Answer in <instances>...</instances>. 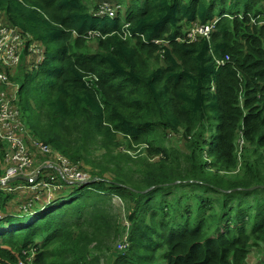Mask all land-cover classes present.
I'll use <instances>...</instances> for the list:
<instances>
[{"label":"trees","instance_id":"1","mask_svg":"<svg viewBox=\"0 0 264 264\" xmlns=\"http://www.w3.org/2000/svg\"><path fill=\"white\" fill-rule=\"evenodd\" d=\"M123 2L108 18L101 0H0L44 49L11 78L33 167L30 138L90 175L49 202L0 188V264H249L264 252V0ZM208 21L209 40L181 39Z\"/></svg>","mask_w":264,"mask_h":264},{"label":"built area","instance_id":"2","mask_svg":"<svg viewBox=\"0 0 264 264\" xmlns=\"http://www.w3.org/2000/svg\"><path fill=\"white\" fill-rule=\"evenodd\" d=\"M118 7L117 4L102 1L98 6L97 14L113 17ZM252 21L254 22V20ZM259 24L264 25V15ZM214 28L215 21L196 24L187 31L185 38L189 41L201 37L209 40ZM88 34L90 37L98 35L94 31H90ZM154 43L164 44V42L158 40H154ZM24 52L32 56L36 63H40L44 59L43 47L39 43L31 41L28 33L21 32L18 28L5 25L0 21V141L3 148L2 159L6 163V169L0 177V184L5 186L16 176H26L29 178L28 185H19L15 188L8 187L7 190L27 189L37 193V191L40 192L43 189L46 190L47 199L50 200L53 198L54 191L62 188V185L86 183L89 181L90 175L88 172L80 170L77 164H73L75 162L53 150L49 145L41 144L30 138V145L33 150L45 156L39 166L33 167L34 157L27 147L24 137L26 128L20 119L19 84L11 80L17 66L24 57ZM162 52L160 51V53ZM228 59L229 57L226 55L224 58L216 59V63L217 65H223ZM238 143L241 146L243 140L240 139ZM43 166L53 169L55 172L43 171L41 173V167ZM39 176L42 179H39ZM58 176L59 179L57 180ZM38 197L39 195L36 194V198ZM28 204H31V202ZM123 247H125L124 243L117 245L119 249ZM19 264H33V261L28 258L20 260Z\"/></svg>","mask_w":264,"mask_h":264},{"label":"rangeland","instance_id":"3","mask_svg":"<svg viewBox=\"0 0 264 264\" xmlns=\"http://www.w3.org/2000/svg\"><path fill=\"white\" fill-rule=\"evenodd\" d=\"M120 1V3L124 6V2L123 1H128V0H119ZM115 2H117V3H119L118 1H115ZM119 3V4H120ZM0 15H1V13H0ZM18 119H19V117H18ZM20 119L22 120V117H21V114H20ZM22 123L24 124V122H23V120H22ZM171 141L173 142V144H171L172 146H179V144H181V141L179 140V139H176V138H171ZM169 144V143H168ZM0 150H1V148H0ZM2 158H3V155H2ZM44 158H45V156H44ZM2 160V159H1ZM43 160V157L41 156V155H38L37 156V163H39L37 166H39L41 163V161ZM239 162H238V167H237V169L236 170H238L239 169V165H240V160H238ZM263 162H264V159H263ZM37 166H35V167H37ZM44 167V166H43ZM45 169V171H48V170H50L52 173H54L55 171L53 170V169H50V168H47V167H44ZM59 179V176L57 177V180ZM19 185H28V182H25V181H12V182H8L7 183V185H5V186H3V185H1L0 184V188H2V189H6L7 187H17V186H19ZM68 187H70V186H66V185H62V188H60V189H57V190H55L54 191V193H55V195H56V193L57 192H59V191H61V190H64V189H68ZM7 190V189H6ZM15 191H17V190H14L13 192H15ZM10 192V191H9ZM29 192H32V194H33V196H34V194L36 193V192H33L32 190H27V189H24V190H20V192H19V194H22V195H28L29 194ZM38 192V191H37ZM12 193V192H11ZM42 194H45V195H47V192H46V190H43L42 189ZM54 195V196H55ZM20 197L18 196V195H13V197H12V199L8 202V204H7V211L8 212H13V213H17V210H18V205H19V202H20V199H19ZM32 199V198H31ZM30 199V200H31ZM51 200V199H50ZM50 200H48V202L50 201ZM113 202H114V205L118 208V209H120L122 206H120L121 205V203L119 202V200L118 199H116V198H114V200H113ZM29 206H31L30 204H27L25 207H23V209L24 210H28V207ZM120 211H121V213H120ZM119 211V215L121 214V216H120V219H122V222L124 223V225H128V222H127V220H126V218H125V214L122 212V210H120ZM118 245V244H117ZM258 249V250H257ZM259 249H262L261 247H253L252 248V251H251V253H250V255H249V257H248V262H249V264H264V252L263 253H261L260 252V250ZM120 250V249H119Z\"/></svg>","mask_w":264,"mask_h":264},{"label":"clouds","instance_id":"4","mask_svg":"<svg viewBox=\"0 0 264 264\" xmlns=\"http://www.w3.org/2000/svg\"><path fill=\"white\" fill-rule=\"evenodd\" d=\"M102 1H108V2H111V3H114V4H117L119 7L116 9V12H115V15L113 16V17H110V16H108V15H106V16H100V15H98L97 14V12H96V15L97 16H99V17H108V18H115L118 14H122L124 11H125V8H124V6L120 3V1L119 0H116V1H118L119 3H117V2H115L114 0H113V2L112 1H110V0H101V2ZM264 15V14H263ZM263 15H261V16H258L257 17V20H259V21H261L262 19H263ZM0 21L2 22V23H4L5 25H9V26H12V25H10V24H8V23H5L4 21H3V19H2V17L0 16ZM208 22H210V21H208ZM216 22V21H215ZM259 23V22H258ZM127 25V26H126ZM263 25V24H262ZM129 26H130V24L128 23V22H124V27H123V34H122V38L123 39H131L130 37H128V38H126V36H125V30L127 29V28H129ZM13 27H15V26H13ZM17 28V27H16ZM192 28V27H191ZM190 28V29H191ZM190 29H188L187 31H189ZM90 31H94V32H96V33H98V35H96V36H94V37H90L89 36V32ZM187 31L185 32V34L181 37V39L183 38V39H186L185 38V36H186V33H187ZM29 34V33H28ZM30 35V34H29ZM85 36V38L86 39H88V40H91L92 42H94L95 40H97V38H99L100 36H102L101 35V32L100 31H98V30H94V29H91V30H89V31H87L86 32V34L84 35ZM201 38H203V37H201ZM30 40L31 41H34L33 39H32V36L30 35ZM187 40V39H186ZM30 42V41H29ZM34 42H36V41H34ZM153 43H154V40L152 41ZM163 42V41H162ZM38 43V42H37ZM165 43V42H164ZM40 44V43H39ZM154 44H156V43H154ZM41 45V44H40ZM42 46V45H41ZM43 47V46H42ZM24 58H30L33 62L35 61V59L32 57V56H30V55H28V54H26V52H24V57H23V59ZM22 59V60H23ZM21 60V61H22ZM41 63V62H40ZM20 64V63H19ZM37 64H39V63H37ZM220 65H217V63H216V67H219ZM18 67V66H17ZM16 70H17V68H16ZM16 72V71H15ZM15 74V73H14ZM13 74V75H14ZM13 77V76H12ZM11 77V78H12ZM12 80V79H11ZM13 81V80H12ZM14 82H16V81H14ZM16 83H18V82H16ZM19 84V83H18ZM214 89V87L212 86V90ZM19 98V97H18ZM19 100V99H18ZM19 105V104H18ZM20 113H21V110H20ZM24 126H25V128H26V125L24 124ZM243 140V136H242V134H240L239 136H238V138H237V141H236V143L238 144V150L240 151L241 150V148H242V146L245 144L244 143V140H243V144L240 146L239 145V140ZM1 142V141H0ZM2 150H3V148H1ZM238 160H240V153L238 152ZM34 166V165H33ZM35 168V167H34ZM5 171V170H4ZM44 172H51L50 170H48V171H45L44 170ZM52 173V172H51ZM41 176H42V174H41ZM41 176H39V178L41 177ZM23 177H26V176H23ZM27 178V177H26ZM29 179V178H28ZM20 181V180H19ZM10 182H12V179L10 180ZM25 182H28L29 183V180H27V181H25ZM73 184H77V183H73ZM80 184H83V183H80Z\"/></svg>","mask_w":264,"mask_h":264},{"label":"water","instance_id":"5","mask_svg":"<svg viewBox=\"0 0 264 264\" xmlns=\"http://www.w3.org/2000/svg\"><path fill=\"white\" fill-rule=\"evenodd\" d=\"M27 181V180H29L28 178H26V177H23L22 175H20V176H16V177H14V178H12V181Z\"/></svg>","mask_w":264,"mask_h":264}]
</instances>
